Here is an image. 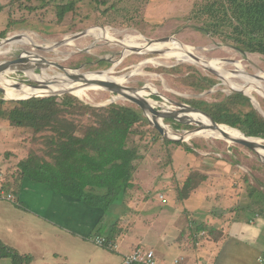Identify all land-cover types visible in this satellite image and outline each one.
<instances>
[{
    "label": "rangeland",
    "instance_id": "obj_1",
    "mask_svg": "<svg viewBox=\"0 0 264 264\" xmlns=\"http://www.w3.org/2000/svg\"><path fill=\"white\" fill-rule=\"evenodd\" d=\"M198 1L200 0H0V5H4L0 13V32L7 31L5 37H0V43L10 47L6 54H0V61L38 54L55 67L52 71L48 69L49 74L63 71L62 66L86 73L109 70L116 65L113 77L126 75V86L137 90L149 85L146 89L149 94L145 97L155 100L154 106L158 109H179L177 102L194 106L190 100L215 103L233 94L225 81L213 71L190 61L161 59L163 50L146 54L133 50L123 58L125 46L121 42L128 35L137 37L136 41L142 47L150 40L174 37L178 42L194 47L196 55L203 59L224 62L226 70L233 77L252 78L255 74L260 75L262 78L257 77V83L264 87V55L242 51L227 36H213L201 28L202 20L191 16L194 4ZM71 3H74V9L67 10L63 18H60L59 7ZM95 27L109 28L118 41H99L88 33L92 28L98 30ZM14 35L21 37L6 42V38ZM27 38L31 42H23ZM157 58L162 60L160 65L141 64L145 59ZM237 63L241 67H237ZM136 66L141 67L142 73H131ZM29 68L34 75L40 74L42 70L39 67L34 70L32 65ZM201 76L213 80V85L202 90L190 85L191 82L188 83L192 81L189 77ZM9 78L18 83L39 84L30 80L22 70L12 73ZM151 88L154 90L151 91ZM252 92L264 109V97L257 91ZM88 94L89 98H80L70 91L45 96L62 98L64 95H73L97 107L112 103L123 104L140 110L145 118L136 124L128 142V146L137 148L140 153V159L136 161L134 187L125 195L121 204H113L103 217V226L107 231L114 228L116 241H137L143 245L139 248L145 251H149L150 246H157L160 250L169 249L166 256L174 260L178 253L185 255L189 252L186 246L180 244L186 243L189 250L206 248L214 238L222 236V227L228 221L240 215L248 217L249 214L240 210L252 201L248 196L249 185L264 190V159L256 150L226 138L197 135L186 139L183 135L199 130L200 125L201 131L210 130L209 123L200 117L191 123L188 119L180 121L170 117L162 118L173 133L183 137L176 141L186 142L194 148V152H188L183 145L166 142V139L171 138L154 127L145 109L119 93L102 88L90 89ZM116 96L118 98L111 101ZM0 98L19 100L7 99L3 92H0ZM252 104L256 107L253 102ZM10 107L9 103L4 105V109ZM191 111L186 110L189 118L195 112L210 120V117L199 111ZM76 118L81 120L79 123L93 122L88 117ZM50 133H36L31 128H13L0 123V198L8 199H0V217L5 218L4 227L20 225L25 215L19 205L21 200L25 201L18 194L24 181L20 177L19 162L28 157L30 152L44 155L45 134ZM194 171L206 175L207 180L194 189L189 198L179 200L177 186L182 185ZM161 196L166 197L167 201L162 202ZM35 222L38 224L36 228L50 227L46 223L40 224L39 220L34 221V217L29 219V223ZM200 224L217 229L215 235L207 232L208 230L198 232ZM106 234L103 236L110 241ZM6 236H9L8 232ZM92 239L96 243V237ZM116 241H112L110 248L113 250L118 248ZM103 247L101 245L98 249L99 262L88 264L122 262L121 256ZM154 252L157 260L155 249ZM217 253L218 249L215 247L208 257L214 261ZM106 255L112 259L108 260ZM200 258L203 261L206 259L204 256ZM13 259L4 257L0 259V264H15ZM184 260L182 256L180 264ZM39 262L42 261L36 264H40ZM49 262L48 264H63L60 259H54V263Z\"/></svg>",
    "mask_w": 264,
    "mask_h": 264
},
{
    "label": "trees",
    "instance_id": "obj_2",
    "mask_svg": "<svg viewBox=\"0 0 264 264\" xmlns=\"http://www.w3.org/2000/svg\"><path fill=\"white\" fill-rule=\"evenodd\" d=\"M3 9L4 5H0V13ZM59 9L58 15L63 18L67 10L74 9V3ZM191 16L202 20L201 28L213 36H227L240 50L264 55V0H200L194 4ZM6 34L7 31H2L0 37ZM189 79H192L188 81L190 85L202 90L214 83L206 76ZM189 102L211 114L218 123L237 128L248 136L264 138V115L247 95L233 93L215 103L203 100ZM7 103L11 107L4 109ZM76 117H88L93 122L79 123L81 120ZM143 119L141 111L132 106L112 103L97 107L73 95L20 100L0 98L1 124L31 128L36 133L51 132L45 134L44 155L30 152L19 162L20 177L47 184L57 193L99 208L102 218L113 204H121L134 187L136 161L140 159V153L137 148L128 146V142L136 124ZM165 141L183 145L186 151L194 152L186 142ZM206 180V175L194 171L182 185L177 186V198H189L190 193ZM248 196L252 201L241 210L264 215V190L249 185ZM102 222L98 233H107L110 241L115 240L114 228L107 231ZM205 230L215 235L217 229L207 224L198 225V232ZM4 257L14 258L15 264H31L33 259L0 240V259Z\"/></svg>",
    "mask_w": 264,
    "mask_h": 264
},
{
    "label": "crops",
    "instance_id": "obj_3",
    "mask_svg": "<svg viewBox=\"0 0 264 264\" xmlns=\"http://www.w3.org/2000/svg\"><path fill=\"white\" fill-rule=\"evenodd\" d=\"M20 187L18 194L25 200H21L19 204L22 207L21 211L25 214L21 224L4 227L5 218L0 217V238L5 240L8 246L15 248L23 255H31L33 257L31 264H36L38 261H42L39 262L40 264H48L49 261L54 263V259H60L63 264L99 262L98 249L101 246L92 239L98 236L104 237V234L98 233V228L103 221L102 211L99 208L91 207L69 195L57 193L47 184L35 183L29 179H24ZM0 199L7 198L1 197ZM13 204L17 206L15 202ZM240 211L249 214L248 217L240 215L228 221L222 227V236L208 242L206 248H197V251L189 250L186 243L180 244L186 246L189 252L185 255H182V252L178 253L174 260L166 256L169 249L160 250L157 246H154L155 248L150 246L149 250L157 251L158 264H180L179 260L182 256L185 258L182 264H262L264 260V215L258 213L251 215V212ZM31 217H34V221L39 220L40 224L46 223L50 227L36 228L38 225L36 222L35 224L29 223ZM7 232L9 236H6ZM129 241L127 243L124 239H118L116 241L118 248L108 249L121 256L123 260L120 264H123L127 254L143 247L137 241ZM215 247L218 253L212 261L208 256ZM108 256V260L112 259ZM202 256L206 258L204 261L200 258Z\"/></svg>",
    "mask_w": 264,
    "mask_h": 264
},
{
    "label": "bare ground",
    "instance_id": "obj_4",
    "mask_svg": "<svg viewBox=\"0 0 264 264\" xmlns=\"http://www.w3.org/2000/svg\"><path fill=\"white\" fill-rule=\"evenodd\" d=\"M92 29H94V28H92ZM92 29H90L88 31V33L93 34L99 41L100 40L118 41L117 38L114 37L110 33L109 28L105 29L104 27H95V29H98V30H92ZM136 38L137 37H135V36L128 35V36H126L125 40L121 42V44H123L125 46L124 52H123V58L127 54L132 53L133 49L134 48L137 49V47L142 49L139 52L143 53V54H146L151 50L158 49L160 51L163 50V53H162L163 56L161 57V59H166V60L175 59L177 62L190 61L192 63H196V64L201 65L203 67H212L215 71L222 73V75L224 77L225 84L229 87V89L232 87L235 89H243L248 95H250L252 97L253 103L256 105V107L261 109L262 112L264 113V109L261 106L260 101L258 100L256 95L251 90L253 88L252 87L247 88L245 85L246 80L250 79V77H248V76H237V77L231 76V74L226 70V68L224 66V62H221L217 59L208 60V62H206V64H204L202 61L197 62L194 59V57L191 55V53L196 54L195 48L190 46V45H187V44L186 45L182 44L175 39H172L169 42H165V43H152V44L146 43L145 45L143 44L144 46L142 47V45L136 41ZM23 42L28 43L31 41L29 38H27ZM10 46L12 47V45H10ZM8 48H10V47L4 46V44H0V54H6L8 52V50H7ZM161 59H158V58L157 59H145L141 64L155 63V64L160 65V63H162ZM35 63L37 65L42 66L41 67V69H42L41 73L37 74V75H34L32 70L29 68L31 65H33V66L36 65ZM115 66H113L111 69L105 70V71L86 72V73L80 72L79 70H68L62 66L63 71H61V72L53 71L51 74H49L48 69L52 71L53 68L55 69V67L46 63L45 60L41 56H39L38 54H29V55H25V59H22V62L19 63V65L13 66L9 69H6V70L0 72V87L4 88L5 98H7V99H10V98L19 99V98H26V97H30V96H45V95H49V94H58V93L60 94V93H63L65 91H70L80 98H89L88 90L105 88L101 84L96 83V81H98V80H113V81L119 83V85H121L122 90H125L126 92H128L130 94L142 95V96H147L149 94L148 90H146V89H148L149 85L147 87L139 88L138 90H134V91L126 90L123 86H125L127 83V76L122 75L120 77L114 78L112 73H114ZM236 66L241 67L240 63H237ZM21 67H23V70L25 71L27 77L30 78V80H33L34 82L39 83V85L33 86V85L27 84V83H18L15 80L9 78V75L16 72L17 69L21 68ZM131 73L132 74L142 73L141 67L136 66V68ZM258 84L261 85L260 83H258ZM262 87H263V85H262ZM153 90L154 89L151 88V91H153ZM263 90H264V87L257 92L260 93V95L264 97V91ZM119 94L122 95L121 93H119ZM120 97H122V96H120ZM117 98H118V96L113 97V99L111 101L116 100ZM123 98H125V97H123ZM148 101H149L150 105H152V106L156 105L155 100L148 99ZM168 109H173V108L169 107ZM168 109H165V111H168ZM145 111L150 116V118L153 119L154 114L150 111V109L146 108ZM197 117H200V118L206 120L209 123L210 130H206L204 132L201 130H197V131H193V132H186L185 135H183L184 137H186V139L190 138V137L197 136V135L226 138L224 136V132L228 134V137L226 139H228L230 141L232 139L247 138L246 135L241 130H239L237 128L230 127L228 125L219 126L220 128L223 129V131H224L223 132L222 130L219 129V127H216L214 125V123L211 119L208 120L206 117L201 116L200 114H197L195 112H193V116L190 119H191V121H193ZM155 118L157 119V121L159 123L162 124V126L165 128V130L171 136H174V137L181 136V134L173 133L164 124V122L162 121V116L157 115ZM247 139L254 141L256 143L264 142L263 139H261V138L256 139V137H250ZM256 150L259 152V154L264 159V149H262L260 146H257Z\"/></svg>",
    "mask_w": 264,
    "mask_h": 264
},
{
    "label": "water",
    "instance_id": "obj_5",
    "mask_svg": "<svg viewBox=\"0 0 264 264\" xmlns=\"http://www.w3.org/2000/svg\"><path fill=\"white\" fill-rule=\"evenodd\" d=\"M21 35H14L12 37H8L6 38V42H10V41H13L17 38H20ZM174 39V37H161V38H158L156 40H150V41H147L148 44H152V43H165V42H169L170 40ZM1 44V43H0ZM134 51H141L142 49L141 48H138L137 49H133ZM151 51H160L158 49H154V50H151ZM150 52V51H149ZM191 55L194 57V59L197 61V62H200L202 61L204 64H206V62H208L207 60H204L203 57H200L194 53H191ZM44 58V57H43ZM22 59H25V57H20V58H16V59H13V60H1L0 61V72L1 71H4L6 69H9L13 66H16V65H19V63L22 62ZM45 62H46V59L44 58ZM48 63V62H46ZM32 67L34 68V70L37 69V67L41 68L42 66L41 65H32ZM206 69H209L210 71H213L214 73H216L217 75H219L221 77V79L224 81V77L222 75V73H219L217 71H215L212 67H205ZM18 70H22L23 72H25L23 70V67L21 68H18ZM249 77V76H248ZM257 77H261L260 75L258 74H255L254 77H250V79L246 80V87L247 88H250L252 87L253 91H259L260 89H262V85H259L257 82H259V80H257L258 78ZM254 78H256V80H254ZM262 78V77H261ZM264 79V77H263ZM96 83H99L101 84L102 86H104L105 88L109 89L110 91H113V92H118V93H121L123 97L131 100L132 102L136 103L138 106H140L141 108L143 109H146V108H149L150 111L154 114L153 115V119L150 118V122L154 125V127L156 129H158L164 136L166 137H169L173 140H182L183 137H177V138H172L170 137L169 133L165 130V128L162 126L161 123H159L157 121V119L155 118L157 115H160L162 116V118H167V117H170V118H175V119H178L180 121H185V119H188V122L191 123V119L189 118V115H187L186 113V110H194V111H199L205 115H207L208 117H210V119H212L214 125L216 127H219L221 125H225V124H221V123H218L214 117L209 114L208 112L204 111V110H201L200 108H197V107H194V106H191L187 103H183V102H177V106L179 107V109H168V111H165V109H158L156 108L155 106H152L150 105L149 101H148V98L145 97V96H142V95H133V94H130L128 92H126L125 90H122V87L121 85H119V83L113 81V80H98L96 81ZM33 86H37L35 84H31ZM126 90L128 91H134V90H137V89H134L132 87H128V86H123ZM231 92L232 93H242L244 95H247L251 100H252V97L250 95H248L243 89H235V88H230ZM0 92H3L4 93V88L3 87H0ZM31 97H34V96H30V97H26V98H19L20 99H28V98H31ZM253 102V100H252ZM259 109V108H258ZM260 112L264 115V113L262 112L261 109H259ZM181 114H180V113ZM231 127V126H230ZM202 128V126L200 125V128H198L199 130ZM220 130L223 131L222 128L219 127ZM224 132V131H223ZM245 134V133H244ZM246 135V134H245ZM224 136L227 138L228 137V134L224 132ZM247 138H250V137H254V136H248L246 135ZM247 138H241V139H232L231 141L233 142H236L238 144H241V145H244L252 150H256V147L257 146H260L262 149H264V142L262 143H256L254 141H251ZM261 139L264 140V138L262 137H259ZM257 151V150H256ZM258 152V151H257ZM259 153V152H258Z\"/></svg>",
    "mask_w": 264,
    "mask_h": 264
},
{
    "label": "built area",
    "instance_id": "obj_6",
    "mask_svg": "<svg viewBox=\"0 0 264 264\" xmlns=\"http://www.w3.org/2000/svg\"><path fill=\"white\" fill-rule=\"evenodd\" d=\"M163 202H166L167 199L164 196H161ZM96 243L98 245H103L104 247H111L112 241H108L106 237H96ZM135 262H142L145 264H158L153 250L145 251L141 248L136 249L131 255L125 257V264H132Z\"/></svg>",
    "mask_w": 264,
    "mask_h": 264
}]
</instances>
